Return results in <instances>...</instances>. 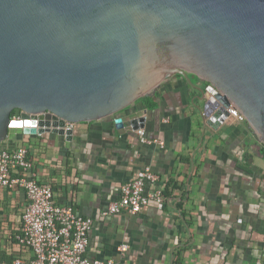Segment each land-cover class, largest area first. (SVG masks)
Listing matches in <instances>:
<instances>
[{
  "label": "water",
  "instance_id": "water-1",
  "mask_svg": "<svg viewBox=\"0 0 264 264\" xmlns=\"http://www.w3.org/2000/svg\"><path fill=\"white\" fill-rule=\"evenodd\" d=\"M175 78L209 127L232 106L264 145V0H0V143L15 129L71 141L66 123L106 118L124 129Z\"/></svg>",
  "mask_w": 264,
  "mask_h": 264
},
{
  "label": "crops",
  "instance_id": "crops-1",
  "mask_svg": "<svg viewBox=\"0 0 264 264\" xmlns=\"http://www.w3.org/2000/svg\"><path fill=\"white\" fill-rule=\"evenodd\" d=\"M195 81V80H193ZM179 78L152 97L154 109L136 104L123 115L75 124L72 140L52 133L10 130L2 150L24 147L39 183L49 184L57 205H71L94 224L86 257L118 264H264V145L245 122L228 117L216 128L201 117L202 102ZM145 118L144 132L164 143H141L129 120ZM167 119V122L163 120ZM149 167L164 197L136 215L102 214L121 184ZM13 176H27L13 172ZM19 188L0 187V264L31 260L18 243L27 200ZM126 246L125 252L118 248Z\"/></svg>",
  "mask_w": 264,
  "mask_h": 264
},
{
  "label": "built area",
  "instance_id": "built-area-1",
  "mask_svg": "<svg viewBox=\"0 0 264 264\" xmlns=\"http://www.w3.org/2000/svg\"><path fill=\"white\" fill-rule=\"evenodd\" d=\"M229 117L238 122H244L235 109H228ZM12 121L20 120V111L12 115ZM167 122V119L163 120ZM75 124L66 123V129H73ZM141 143L158 145L164 143L146 136L143 128L135 131ZM24 147L0 152V187L19 188L25 193L27 204L21 217V232L18 243L29 248L31 260L15 259L13 264H118L114 259H89L86 249L89 243V233L93 227L90 217L77 214L71 205H57L53 200L52 188L49 184L39 183L32 172V162ZM13 172L30 174L13 176ZM159 181V175L149 167L139 170L136 176L121 184L117 200L108 204L103 210L108 215H136L141 209L153 203L158 209L164 205L162 191L158 187L147 188ZM126 251V246L118 248Z\"/></svg>",
  "mask_w": 264,
  "mask_h": 264
},
{
  "label": "trees",
  "instance_id": "trees-1",
  "mask_svg": "<svg viewBox=\"0 0 264 264\" xmlns=\"http://www.w3.org/2000/svg\"><path fill=\"white\" fill-rule=\"evenodd\" d=\"M137 104H139L140 106L144 107L145 109L151 110L154 109L156 107V102L152 97H145L141 100H139L137 102ZM16 112V110H14L12 112V115Z\"/></svg>",
  "mask_w": 264,
  "mask_h": 264
},
{
  "label": "rangeland",
  "instance_id": "rangeland-1",
  "mask_svg": "<svg viewBox=\"0 0 264 264\" xmlns=\"http://www.w3.org/2000/svg\"><path fill=\"white\" fill-rule=\"evenodd\" d=\"M193 80H195V81H196V79H195V78H193Z\"/></svg>",
  "mask_w": 264,
  "mask_h": 264
}]
</instances>
